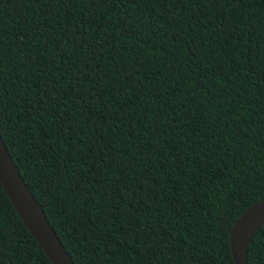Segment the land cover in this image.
<instances>
[{"label":"trees","instance_id":"trees-1","mask_svg":"<svg viewBox=\"0 0 264 264\" xmlns=\"http://www.w3.org/2000/svg\"><path fill=\"white\" fill-rule=\"evenodd\" d=\"M0 134L75 264H235L264 199V0H0ZM0 264H52L1 184Z\"/></svg>","mask_w":264,"mask_h":264},{"label":"water","instance_id":"water-1","mask_svg":"<svg viewBox=\"0 0 264 264\" xmlns=\"http://www.w3.org/2000/svg\"><path fill=\"white\" fill-rule=\"evenodd\" d=\"M0 184L14 209L52 264H75L50 225L41 204L27 187L0 134ZM264 224V199L247 208L230 231L229 241L235 264H248V245Z\"/></svg>","mask_w":264,"mask_h":264}]
</instances>
